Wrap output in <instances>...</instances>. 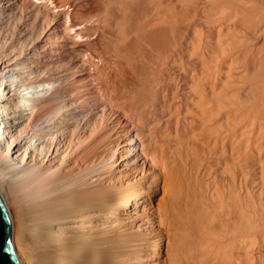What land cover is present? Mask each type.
<instances>
[{
	"label": "bare ground",
	"instance_id": "obj_1",
	"mask_svg": "<svg viewBox=\"0 0 264 264\" xmlns=\"http://www.w3.org/2000/svg\"><path fill=\"white\" fill-rule=\"evenodd\" d=\"M88 6L94 25L80 18L75 0H0V29L14 13L34 45L16 54L22 40L7 42L0 30V106L7 115L0 111V192L21 264L156 263L137 261L144 237L123 214L136 216L138 202L145 204L128 179L146 171L158 181L160 162L182 157L184 143L222 153L217 162L205 152L217 163L211 168L224 173L225 179L214 169L223 178L216 186L227 185L215 190L221 209L213 210L215 193L207 198L215 205L202 203L215 219L208 208V216L196 211L200 205L193 213H200L199 224L190 216V193L191 203H184L200 225L194 231L209 217L210 228L198 230L206 234V259L264 264V0H94ZM43 7L35 15L43 29L35 34L30 18ZM112 139L115 146L106 150ZM249 162L260 180L245 172Z\"/></svg>",
	"mask_w": 264,
	"mask_h": 264
},
{
	"label": "rangeland",
	"instance_id": "obj_2",
	"mask_svg": "<svg viewBox=\"0 0 264 264\" xmlns=\"http://www.w3.org/2000/svg\"><path fill=\"white\" fill-rule=\"evenodd\" d=\"M63 1H65L66 2V0H63ZM75 1H77V3L79 4V7H80V9H81V12H82V14H81V16H80V18L82 17V19L84 18V19H86V20H88V22H90V23H92V25H94V18H91V15H90V13H89V8H90V6H88V5H91L93 2H94V0H75ZM80 2V3H79ZM91 2V3H90ZM83 3V4H82ZM88 3H90V4H88ZM81 4V5H80ZM83 5H85V6H83ZM44 7L43 8H40V9H37V10H34V13H32V17L30 18V26L32 27V29H33V31H32V29H28L29 30V32H26V33H30V31H32L33 33H35V34H37V32L36 31H38V32H40L42 29H43V27H42V25H39V24H41V22H39V23H37V22H35L36 20H35V18H36V14H40L41 15V12H43L44 13ZM36 12V13H35ZM85 14V15H84ZM94 14V13H93ZM12 15V17L11 18H14V19H10L11 21H12V24L14 25H12V26H10L11 25V21L9 20L8 21V23L6 24V25H4L0 30H1V32H2V35H3V37H5L4 36V34L7 36V37H5V39L7 40V42L8 41H10V42H16V44H19L18 42H19V39H20V41L22 42H20V44L18 45V47H17V45H16V54H19V55H23L22 54V52H23V50L25 49L26 51H29V52H31L32 51V48L31 47H33L34 45L30 42V40L28 41L27 39V37H25V38H27V39H24L23 38V36L25 35V34H21L20 33V29H22V25H24V22L22 21V22H20V19H19V17L17 16V15H15L14 13H12L11 14ZM88 15L90 16L89 18H90V20H89V18H87L88 17ZM38 18V20H39V16L37 17ZM17 19V20H16ZM81 19V20H82ZM83 19V20H84ZM37 23V24H36ZM21 24V25H20ZM35 24V25H34ZM20 25V26H19ZM39 25V26H38ZM19 27V28H18ZM36 27V28H35ZM5 28V29H4ZM9 28V29H8ZM40 28H42V29H40ZM14 29V30H13ZM38 29V30H37ZM6 31V33H5V31ZM16 30V31H15ZM27 30V31H28ZM12 31H13V33H12ZM18 32V33H17ZM11 33V34H10ZM10 34V35H9ZM13 34L15 35V36H13ZM22 35V36H20V35ZM38 34H40V33H38ZM17 35V36H16ZM30 35H31V33H30ZM26 36V35H25ZM17 37V38H16ZM21 37V38H20ZM11 38V39H10ZM14 38H16V39H14ZM23 38V39H22ZM13 39V40H12ZM78 39H80V37H78ZM26 40V41H25ZM1 42V41H0ZM24 42V43H23ZM28 42V43H27ZM22 44V45H21ZM23 44H24V46H23ZM23 46V47H22ZM20 47V48H19ZM21 51H19V50ZM31 50V51H30ZM6 85H8L7 83H5ZM19 94H23V91H21V92H19ZM126 108H128V107H126ZM172 109L173 110H175V107H173L172 106ZM4 110V107L3 106H0V111H1V114L3 113H5V110ZM100 110L102 111V110H104V107L103 106H101V108H100ZM160 113V112H159ZM161 114V113H160ZM159 114V116L161 117V115ZM4 116L6 117L7 115H6V113L4 114ZM97 118H101L100 117V113H99V115L97 116ZM5 119H7V118H5ZM9 119V120H8ZM7 119V124H9V125H11V121H10V117ZM114 119V120H113ZM116 122H117V120H115V118L113 117V118H111L110 119V121H109V126L111 127V126H113L114 124H116ZM113 124V125H112ZM120 137H122V135H119ZM229 136V135H228ZM228 136L226 137V138H228ZM230 138V137H229ZM228 138V139H229ZM230 140V139H229ZM232 140V139H231ZM230 140V141H231ZM112 141H114L113 139L111 140V143H110V145L108 144L105 148H107L108 146H109V148H112L113 146H115V145H113L112 144ZM259 142V141H258ZM257 143V142H256ZM258 144V143H257ZM239 145V144H238ZM180 146H183V148H184V146H185V143L183 144V145H180ZM188 146V144L186 143V146L185 147H187ZM193 145H191V147H192ZM200 146V145H199ZM197 147L196 148V146L195 147H193V148H190L189 146H188V149H189V151H188V149L186 148V149H183L182 148V150H187V152H191L190 154H194V157L193 158H191L192 157V155H187V157H186V151L185 152H182L181 154H183L182 155V157H180L179 159L177 158L174 162H173V160H171L172 158H170V159H168V161H167V164L165 165L164 164V162H162L163 163V165H162V163L160 162V165L157 167V179H159L158 181H156L154 178H152L153 176H151L152 175V173L151 172H143V175H142V172H137V174H138V176H136V174H132L131 175V177L128 179V181L130 182V184H134V185H131V187L133 188V191L135 192V194L138 196V194H139V196L137 197V198H139V199H141L142 198V200H143V202H144V204H145V207L144 206H142V201H139L138 202V204H139V210H137L138 212H137V214H136V216L138 217V218H136L135 219V215H133V213H131L130 211H127V213L125 212L124 214H123V216L125 215V216H129V219H128V222H129V225L130 224H132V225H130V227H129V229L131 230V231H133V233L135 232H138L139 234H140V238L139 239H142L143 237V239L141 240V245L142 246H139V247H137L136 249H138V250H136V252H138L137 253V261L138 262H145L147 259L148 260H151V261H157L156 263H152V264H172V263H174V264H208L209 263V258H210V256L208 255L209 253H207V251L204 253L203 251L204 250H206V249H204L205 248V246H206V243H207V241L206 242H204L205 240H206V234H204V232H203V234H204V236H202L201 237V235L200 234H202L201 232H199L198 230H202V227L204 226V227H206V228H210V225H209V223H208V225H209V227H207L208 225H206L205 224V221L207 220V219H203V223H204V225L201 227V229H200V227L199 228H196V229H198L197 231L195 230L194 231V229H195V227H197L199 224H201L200 223V220H198L197 219V217H198V214H200V213H198L197 212V216L196 215H194L195 213V210H196V208H197V206L198 207H203V209H202V207L199 209V210H196V211H200V210H203L204 212H205V214L207 215V212H208V210H206L207 208L209 209V211L210 210H212V208H211V206L210 207H208L209 205H208V201L209 200H207V198L208 199H210V198H212L211 196H212V194H216V191H218V190H220V186H221V182L223 181V178H224V173H221V171H219L220 173H221V175H220V173H218V170H216L217 168V163H215V158H218L217 159V162H218V160L220 159L219 157H218V153H221L220 152V150L218 151V149H216L217 150V154L215 153L214 155H213V153H214V151L211 149V151L213 152H211V151H209V150H207L205 147V149L203 148L202 149V145L200 146V147ZM104 147L103 148H101L102 149V151H105L106 152V150H108V148L105 150L104 149ZM240 147H241V145L238 147V149H240ZM196 148V149H195ZM200 148V150H198L200 153H198V151H197V149H199ZM221 148V147H220ZM180 149H181V147L179 148V151H180ZM192 150V151H191ZM195 151V153H194V151ZM203 150V151H202ZM206 150V151H205ZM215 150V149H214ZM204 153V155L202 156V152ZM197 152V153H196ZM205 152H207V154L209 155V156H217V157H215L213 160H211V158L210 157H208L207 158V160H206V156H208ZM208 152H211V153H208ZM187 154H189V153H187ZM197 154H199V160L202 162V160L204 161V163L202 162H199L198 161V155ZM210 154H212V155H210ZM222 154V153H221ZM197 155V156H196ZM220 155V154H219ZM201 156V157H200ZM197 157V158H196ZM202 157H204L205 159H203ZM188 158H190V159H188ZM210 158V161L208 160ZM184 159V160H183ZM186 159V160H185ZM202 159V160H201ZM171 162H170V161ZM194 160H197V161H194ZM187 161V162H186ZM207 161H209L210 162V164L207 162ZM196 162H197V164H196ZM212 162H214L215 163V165H216V167H214V168H211V167H213V166H215V165H212V164H214V163H212ZM200 163V164H199ZM210 165V167H209V165ZM252 162H249L247 165L249 166V167H254V168H250V171L251 170H253V171H248V166L247 165H245V166H247V169L245 170V172L248 174V175H250L251 177L253 176V175H251V174H254V176L252 177V178H257V180L259 179H261V173H260V171H259V169H258V167H256L255 166V164L253 163V164H251ZM174 164H176V165H174ZM199 164V165H198ZM204 166H203V165ZM169 165V166H168ZM189 165H191V166H189ZM193 165V166H192ZM206 165L208 166V169L206 168ZM189 166V167H188ZM192 167V168H191ZM194 167V168H193ZM196 167H197V169H198V171L200 172V173H197L198 171H197V169H196ZM199 167H200V169H199ZM166 168H167V170H166ZM203 168V169H202ZM216 168V169H215ZM246 168V167H245ZM196 169V170H195ZM214 169H215V171H217V173L220 175V176H222L221 178H219L218 177V174L217 173H215L214 172ZM233 169V166L231 167V170ZM155 170V171H156ZM203 171L204 172V174H203V172H201V171ZM207 170H208V172H207ZM258 172H257V171ZM213 171V172H212ZM257 172V174H255L256 172ZM192 173V175L191 174H189V173ZM194 172V173H193ZM211 173V174H210ZM259 173V174H258ZM196 174V175H195ZM208 174V175H207ZM213 174V175H212ZM215 174V175H214ZM202 175V176H201ZM258 175H260V176H258ZM141 176H143V177H141ZM199 176V177H198ZM212 176V177H211ZM214 178V179H213ZM218 179V180H217ZM220 179H222L221 180V182L219 181ZM225 179V178H224ZM141 180H143L142 182H141ZM217 180V181H216ZM257 180H256V182H257ZM218 181L221 183H218ZM140 182L142 183V184H140ZM216 183L215 184V186H214V184H211V183ZM259 182V181H258ZM163 183L164 184H166V185H164V186H166L165 188H163ZM160 184V185H159ZM162 184V185H161ZM207 184H209V185H207ZM224 184H225V187H227V185H226V183H225V181H224ZM204 185V186H203ZM206 185V186H205ZM216 185H220L219 187L218 186H216ZM210 187L209 189H207L208 187ZM213 186H214V188H213ZM224 186L222 187L223 188V190H224V188H225ZM194 188H196L197 189V191L198 192H196V189H194ZM213 188V189H212ZM222 188H221V190H222ZM200 189V190H199ZM201 189H203V190H201ZM227 189V188H226ZM136 190V191H135ZM194 190V191H193ZM213 190V191H212ZM216 190V191H215ZM220 190V191H221ZM223 190H222V192H223ZM205 191V192H204ZM212 192V193H210V192ZM208 192V193H207ZM219 192V191H218ZM187 193L189 194L190 193V197H192V204L194 203V205H193V208H195V209H193L192 208V211H190L191 210V206L192 205H185L186 203H191V200H190V197H189V195H187ZM191 193H194V195L193 194H191ZM199 196H198V195ZM202 194V195H201ZM210 194V195H209ZM214 194V195H215ZM141 195V196H140ZM193 195V196H192ZM199 197V199H198V201L195 199V198H198L197 196ZM204 195H205V197H204ZM207 195V196H206ZM219 195H221V193L219 194ZM218 194H216V198H215V196H213V198L212 199H214L215 198V203H219L220 202V199H222L220 196H219ZM200 196H201V198H200ZM219 196V202H217L218 201V199H217V197ZM144 197V198H143ZM188 197V198H187ZM195 197V198H194ZM184 198H186V199H188V200H186V199H184ZM205 200H204V199ZM183 201H182V200ZM195 199V200H194ZM203 201H202V200ZM212 199H210V201H212ZM186 200V201H185ZM201 202H200V201ZM179 201L181 202V204H182V202H183V206L179 203ZM206 202L207 203V207L203 204L202 205V203L203 202ZM209 201V204L211 203ZM213 201V202H214ZM179 203V204H176V203ZM167 203V204H166ZM185 203V204H184ZM215 203L213 204V203H211L212 204V206L213 205H215ZM220 203H222V202H220ZM219 203V204H220ZM172 204H174V205H172ZM215 205V206H213L214 208H213V210L214 209H216L217 207L216 206H220V205ZM185 205V206H184ZM201 205V206H200ZM168 206V208H166ZM172 206H178V207H176V209H178V210H180V211H176L175 210V207H171ZM182 206V207H181ZM144 207V208H143ZM165 209H164V208ZM170 207V208H169ZM185 209H184V208ZM186 207L188 208V207H190V208H188V210L190 211V212H188L189 214H190V216H192V214H193V216H195L196 217V219L199 221V224L198 223H196L195 222V217H190L189 216V214L187 213V212H185V210H186ZM173 208H174V210H173ZM172 209V210H171ZM184 209V210H183ZM198 209V208H197ZM218 209H221L220 207L219 208H217V210ZM108 210V209H107ZM168 210V211H167ZM169 210H171V211H173V212H171V211H169ZM207 212H206V211ZM169 212V213H167V212ZM174 211H176L175 213H174ZM182 211V212H181ZM202 211V212H203ZM216 211V210H215ZM220 211V210H219ZM218 211V212H219ZM108 212L109 211H107V214H108ZM180 214H179V213ZM201 212V211H200ZM212 212H214V211H212ZM161 213H162V215H161ZM168 214V216H167V214ZM176 213H177V215H176ZM186 213L188 214V215H186ZM216 213V215H217V211L215 212ZM146 214L148 215L147 216V218L149 219H147L148 221H146L144 218H145V216H146ZM170 214L172 215V217L170 216ZM174 214H175V216H174ZM181 214H183V215H181ZM205 214H204V216H205ZM210 214L212 215V218H214L215 219V217H213V215L214 214H212L211 213V211H210ZM209 214V215H210ZM133 215V216H132ZM139 215H141V216H139ZM166 215V216H165ZM179 215V216H178ZM185 215V216H184ZM210 215V216H211ZM143 216V217H142ZM162 216V217H161ZM180 216H182V218H180V220H179V217ZM184 216V217H183ZM189 216V217H188ZM200 216V215H199ZM203 216V217H204ZM208 216V215H207ZM207 216H205L206 218H208V220H209V217H207ZM215 216V215H214ZM132 219H131V218ZM174 217V218H173ZM176 217L178 218V219H176ZM187 217V219H185ZM141 220H140V219ZM151 218H152V221H151ZM168 218H170V219H168ZM171 218H172V220H171ZM183 218H184V221L185 222H183ZM211 218V217H210ZM168 219V220H167ZM176 219V220H175ZM188 219L189 220H191V222L189 221L188 222ZM201 219V218H200ZM213 219V220H214ZM131 220V221H130ZM207 220V221H208ZM173 221H175V222H173ZM206 221V222H207ZM133 222V223H132ZM144 222H145V224H144ZM170 222H171V224H170ZM174 223V225H173V223ZM187 222V223H186ZM195 222V223H194ZM209 222V221H208ZM216 222V221H215ZM136 223H138L139 225H137ZM149 223V224H148ZM150 223H152V224H150ZM184 223H185V225H184ZM189 223V224H188ZM213 223V221H211V224ZM134 224V225H133ZM136 224V225H135ZM188 224V225H187ZM193 224V225H192ZM198 224V225H197ZM214 224V223H213ZM195 225V226H194ZM215 225V224H214ZM133 226H136V228L135 227H133ZM140 226V227H139ZM186 226V227H185ZM200 226V225H199ZM213 226V225H212ZM190 227V228H189ZM133 228V229H132ZM139 228V229H138ZM193 228V229H192ZM126 229V228H125ZM204 230H205V228H203ZM194 231V232H193ZM203 231V230H202ZM207 231V230H206ZM206 231H205V233H206ZM13 232H14V225H13ZM196 232V233H195ZM199 232V233H198ZM198 234V235H197ZM202 234V235H203ZM142 235H143V237H142ZM204 237V238H203ZM203 238V239H202ZM205 239V240H204ZM200 240L202 241V243L200 242ZM204 242V243H203ZM202 244H204L205 246H203L202 247ZM157 245V246H156ZM141 247V248H140ZM156 247V248H155ZM155 248V249H154ZM142 250V251H141ZM140 251V252H139ZM204 253V255H208L209 257H208V260L206 259L207 258V255L204 257L203 256V253ZM141 253V254H140ZM136 254V253H135ZM140 255V256H139ZM139 257V258H138ZM142 257V258H141ZM142 259V260H141ZM194 259V260H193ZM204 259V260H203ZM207 261H206V260ZM188 260V261H187ZM192 260H193V262H192ZM196 260V261H195ZM173 261V262H172ZM199 262V263H198ZM147 264V263H146ZM148 264H151V263H148ZM209 264H211V262L209 263Z\"/></svg>",
	"mask_w": 264,
	"mask_h": 264
},
{
	"label": "water",
	"instance_id": "obj_3",
	"mask_svg": "<svg viewBox=\"0 0 264 264\" xmlns=\"http://www.w3.org/2000/svg\"><path fill=\"white\" fill-rule=\"evenodd\" d=\"M0 264H21L14 243L13 220L0 192Z\"/></svg>",
	"mask_w": 264,
	"mask_h": 264
}]
</instances>
